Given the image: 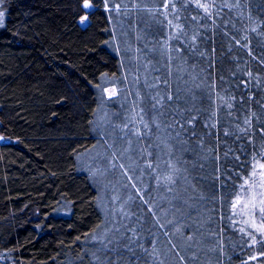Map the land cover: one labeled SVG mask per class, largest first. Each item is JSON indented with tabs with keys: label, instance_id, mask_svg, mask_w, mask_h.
<instances>
[{
	"label": "trees",
	"instance_id": "1",
	"mask_svg": "<svg viewBox=\"0 0 264 264\" xmlns=\"http://www.w3.org/2000/svg\"><path fill=\"white\" fill-rule=\"evenodd\" d=\"M83 1L0 0V264H264V0Z\"/></svg>",
	"mask_w": 264,
	"mask_h": 264
},
{
	"label": "rangeland",
	"instance_id": "2",
	"mask_svg": "<svg viewBox=\"0 0 264 264\" xmlns=\"http://www.w3.org/2000/svg\"><path fill=\"white\" fill-rule=\"evenodd\" d=\"M132 1L136 3V0ZM85 3L88 4L87 8L84 7ZM82 7L84 10L88 11L93 7V3L90 0H85L83 1ZM80 22L82 24L87 22V14L81 15ZM121 47H123L124 52H127L128 54L135 53L132 40L121 43ZM130 63H132V61L128 59V64ZM105 92L108 96H111V94L115 92V88H109ZM147 122L148 121L144 120V123ZM4 140H6L5 136L0 133V142ZM100 153H103L101 146L97 148V151L94 154L97 156L100 155ZM118 186L119 184L114 182L113 190ZM115 193L120 192L116 191ZM261 201H264V162H259L255 166L251 176L246 180L243 186L241 195L234 203L236 214H240L243 220L254 225L256 230L264 236V222L260 221L261 217L264 216V214L260 212V208L264 207V204H261ZM253 205H255V207ZM111 214H116V210L113 209Z\"/></svg>",
	"mask_w": 264,
	"mask_h": 264
},
{
	"label": "snow or ice",
	"instance_id": "3",
	"mask_svg": "<svg viewBox=\"0 0 264 264\" xmlns=\"http://www.w3.org/2000/svg\"><path fill=\"white\" fill-rule=\"evenodd\" d=\"M84 7L87 8V7H88V4L85 3ZM0 15H2V14H0ZM261 204H264V201H261ZM253 206L255 207V205H253ZM260 212H261L262 214H264V207H261V208H260Z\"/></svg>",
	"mask_w": 264,
	"mask_h": 264
}]
</instances>
